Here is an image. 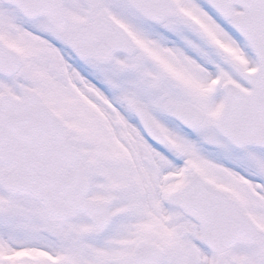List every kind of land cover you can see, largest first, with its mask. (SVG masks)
I'll return each mask as SVG.
<instances>
[{"label": "snow or ice", "instance_id": "6c2138e0", "mask_svg": "<svg viewBox=\"0 0 264 264\" xmlns=\"http://www.w3.org/2000/svg\"><path fill=\"white\" fill-rule=\"evenodd\" d=\"M0 264H264V0H0Z\"/></svg>", "mask_w": 264, "mask_h": 264}]
</instances>
